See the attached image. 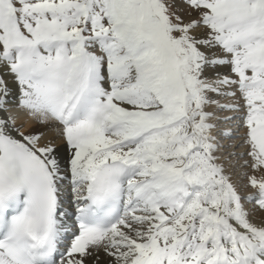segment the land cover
<instances>
[{"label":"snow or ice","instance_id":"1","mask_svg":"<svg viewBox=\"0 0 264 264\" xmlns=\"http://www.w3.org/2000/svg\"><path fill=\"white\" fill-rule=\"evenodd\" d=\"M0 264H264V0H0Z\"/></svg>","mask_w":264,"mask_h":264},{"label":"rangeland","instance_id":"2","mask_svg":"<svg viewBox=\"0 0 264 264\" xmlns=\"http://www.w3.org/2000/svg\"><path fill=\"white\" fill-rule=\"evenodd\" d=\"M237 120H239V119H237ZM239 122L240 123H238L237 122V124H236V120H234L231 124H229V125H226L227 127H230V131L233 133V138L232 139H230V141L231 140H236V139H240L241 138V140H242V143L236 148V150L235 151H233V152H235V154H236V151L238 150V149H241V151L243 152V153H241V155H240V153L239 154H236L235 155V157H233V158H235L233 161V167L231 168L233 171H234V174H235V177H236V180L238 181V182H240V183H245L246 182V179H243V180H241L243 177L241 176H238V173L236 172V169L237 168H241V165L244 163V162H242V161H244V159L245 160H248V159H250L249 157H247L246 155H244L246 152H247V146L246 145H244V142H243V139H244V132L246 131V129L243 127V123H242V121H240L239 120ZM225 126V127H226ZM241 130V131H240ZM239 131V132H238ZM242 135V136H236V135ZM224 142V141H223ZM227 142L225 141V144H226ZM224 144V145H225ZM229 145H232V143L231 142H229L228 144H226L225 145V149H224V152H227V150H229V149H234L235 147L234 146H231V147H229ZM229 147V148H228ZM243 149V150H242ZM238 176V177H237Z\"/></svg>","mask_w":264,"mask_h":264},{"label":"bare ground","instance_id":"3","mask_svg":"<svg viewBox=\"0 0 264 264\" xmlns=\"http://www.w3.org/2000/svg\"><path fill=\"white\" fill-rule=\"evenodd\" d=\"M231 115V114H230ZM237 116H239V114L237 113L236 114ZM237 122L238 123H240L239 122V120H236V124H237ZM222 127H225V126H222ZM226 128V130H228V131H230V127H225ZM241 131V130H240ZM239 132V131H238ZM236 136H242V135H236ZM225 141L227 142L226 144H228L229 142H231L232 143V145L231 146H234L235 148L234 149H229V150H227V152H233V151H235L236 150V148L242 143V140H241V138L240 139H236V140H224V144H225ZM225 144V145H226ZM229 148V147H228ZM243 150V149H242ZM227 152H225V154L227 153ZM240 153V155H241V153H243L242 151H241V149H238L237 151H236V154H239ZM235 158H232V164H233V160H234ZM245 160V159H244ZM242 162H244V161H242ZM231 171L233 172V174H234V171L231 169ZM244 171H248L249 172V174H251V170L250 169H243V168H237L236 169V172L238 173V176H240L241 177V173H243ZM237 176V177H238ZM234 179H236V177H235V174H234ZM243 179H246V178H242L241 180H243Z\"/></svg>","mask_w":264,"mask_h":264}]
</instances>
